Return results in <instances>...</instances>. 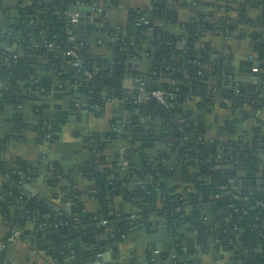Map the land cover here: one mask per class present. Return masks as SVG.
Here are the masks:
<instances>
[{"label": "trees", "instance_id": "obj_1", "mask_svg": "<svg viewBox=\"0 0 264 264\" xmlns=\"http://www.w3.org/2000/svg\"><path fill=\"white\" fill-rule=\"evenodd\" d=\"M93 1H19L12 17L4 10L7 17L0 31V42L4 43V46L0 44V84H3L0 107L10 103L17 109L31 93L50 90L55 77L62 84L59 89L70 97L88 94V102L99 103V106L116 99L128 114L116 117L123 123L121 133L91 132L83 136L90 156L79 166L80 175L89 182L84 191L77 189L70 172L60 162L52 161L46 165L43 178L50 196L36 193L30 196L32 192L27 186L37 179L41 160L32 162L19 158L12 168L1 162L0 215L9 227L1 241L17 225L21 236L29 232L35 235L38 248L50 257L51 264H90L96 253L108 247L116 248L122 241V233L138 230L130 229L138 221L143 223L144 232L163 224L170 241L161 252L163 261L153 260L148 264H201L197 246L202 251L207 250L209 234L208 225L200 220V209L203 204H210L221 210L227 220L220 231V243L230 253V259L236 263L246 260L244 264H264V177L256 183L255 174L253 177L247 174L253 160L264 153V120L257 121L251 137L247 138L245 133L236 135L237 123L250 115L244 109L245 104L254 103L264 110V72L254 85L239 86L238 93L232 86L224 89L222 94L230 100L235 114L220 126L222 132L229 135L225 140L207 138L203 133L204 120L185 106L194 96L199 97L196 102L199 110L208 104L204 64L214 58V71H219L226 62L227 55L214 47L206 44L195 47L204 34L229 37L240 31L241 24L261 23L262 37L256 41L255 32L252 38H255L258 58L264 60V17L250 18L246 9V5L257 6L261 0H237L236 17L227 15L231 9L229 4L215 7L225 12L222 16L209 11L197 12L179 22V32L167 28V24L175 20L169 7L172 0H156L150 13L147 12V20H138L140 11H132L130 21L135 23V30L107 27V34L116 38L111 43L115 55L108 63L96 62L85 50L84 35L94 34L92 26L71 23L66 16L72 4ZM98 29L103 30L102 26ZM147 32L152 38L148 39ZM146 37L147 46L141 47ZM75 43H81V69L89 72L88 81L71 65L72 57L65 54ZM144 53L150 61L144 88L149 96L141 103L135 100L136 92L124 91L121 74H114V69H122L126 59H140ZM40 59L45 63L38 62ZM241 65L264 71V61L254 65L252 60H244ZM40 69L44 74H40ZM157 87L173 94V98H167L171 107L150 95ZM103 95L108 100L103 99ZM221 104L227 103L222 99ZM35 107L42 109L39 104ZM76 109V103L70 106L68 102L66 107L54 110L48 119L34 124L38 140L43 141L45 134L50 133V142L55 141L61 126ZM9 121L14 133L3 141L21 138L19 132L28 125L19 111ZM118 135L128 137L131 146L108 159L104 150ZM149 149L154 151L149 152ZM246 155L250 160L246 161ZM123 160L127 161V167L121 170ZM232 164L244 166L247 175L238 178L236 170L229 168ZM26 176L31 177L30 183L19 186L18 181ZM175 176L180 177V185L172 182ZM83 194L97 200L95 212L84 211ZM114 196L130 204L131 211L140 209L134 211L135 221L129 212H111L110 202ZM67 203H71L69 211L65 209ZM177 207H181L180 210L177 211ZM99 218L108 219L107 228L113 225L116 231L113 236L105 231L106 227L98 226ZM28 224L32 225L31 229L27 228ZM69 255L74 256L73 261L68 260Z\"/></svg>", "mask_w": 264, "mask_h": 264}, {"label": "crops", "instance_id": "obj_2", "mask_svg": "<svg viewBox=\"0 0 264 264\" xmlns=\"http://www.w3.org/2000/svg\"><path fill=\"white\" fill-rule=\"evenodd\" d=\"M19 1L28 2V0H1L0 3V31L6 22V14L11 17L14 16V10L17 8ZM156 0H94L92 3H80L79 6H91L93 17H100L102 20L99 22H92L94 34L84 35L86 40L85 50L96 62L108 63L114 58L115 51L111 38L114 36L108 35L106 32L107 27L114 29H123L130 32L135 30L136 25L130 21V14L132 11L146 10L151 11ZM223 4H229L231 7L227 15L236 17V8L238 6L237 0H172L169 2V7L175 14L174 22L167 24V28L172 31L179 32L181 30L179 22L188 20L200 11L213 12L216 16H222L225 12L215 9V7ZM247 13L250 18L256 19L264 17V0H261L257 6L246 5ZM150 13V12H149ZM132 23V24H131ZM102 26L103 30L98 29ZM94 27V28H93ZM262 24H241L240 31L234 33L229 37H223L219 34L206 33L197 41L195 47L207 45L214 47L215 50L225 53L227 55L226 62L219 71H214L216 61L214 58L208 60L204 67L206 68V76L203 78L206 85V97L208 104L200 110L196 107V102L199 100L198 96H194L192 100L185 103V106L191 110L193 114H198L205 122L203 133L207 138L218 137L220 140H225L229 135L222 132L220 126L225 120H230L234 117V111L231 109L230 100L225 98L222 94L226 87H239L241 85H254L257 81H251L249 75L256 73L258 79L264 72L261 69L244 68L241 64L244 60H252L257 65L258 62L262 63L254 49L255 38H252V33H257L256 41L262 37ZM148 33V32H147ZM133 35V33H131ZM1 35V34H0ZM148 39L152 38L151 33L147 34ZM115 37V36H114ZM143 38L144 44L141 47H146L148 39ZM116 39V38H115ZM108 42V43H107ZM0 44L4 46L3 40ZM12 50V49H11ZM145 56L136 59H126L131 61V67L136 69L135 72H127L125 68L127 65L124 63L121 71L122 87L124 91L134 93L137 95L135 98L141 103H145L149 94L143 89L140 90L135 81L136 75L145 74L148 79L150 70V61ZM229 56V57H228ZM40 59L38 62H44ZM45 63V62H44ZM119 69V68H118ZM40 74H44L40 69ZM256 71V72H254ZM51 73L48 74V78ZM235 79H239L238 83ZM231 82L233 83L231 85ZM53 84V83H52ZM230 84V85H229ZM70 89L72 86L69 87ZM46 90L39 95L46 96ZM66 92V91H65ZM38 94L36 91L28 95L23 103L16 109L12 104L6 103L0 107V163L3 162L7 168L14 167L16 160L21 158L29 161L41 160V165L38 168L39 175L34 182H31L27 188L32 193H36L45 197L50 196V189L44 184V177L46 175V165L49 162L57 161L62 164L64 169L70 172V176L74 179L77 189L84 191V188L89 184L85 181L79 172V166L89 160V151L84 146L83 136L91 132H107L114 131L121 133L123 130V123L117 120L116 117L126 116L128 112L121 109L120 101L116 99L108 100L104 106H96L94 111L81 110L80 112L72 111L68 116L65 123L61 126L58 137L55 141L45 143L38 140V132L33 126L40 120L48 119L54 109V103H61L64 107L65 100H51L50 107L45 108L42 106V100L32 99L31 96ZM67 99L70 98L68 94ZM223 99L226 105L221 104ZM69 100V99H68ZM77 100L72 102L75 104ZM68 103V101H67ZM78 103V102H77ZM39 104L42 109H37L35 106ZM78 106V105H77ZM244 109L248 110L250 115L240 120L237 123L236 135L245 133L246 137H251L252 128L257 124L259 119L264 120V110L258 108L254 103L245 104ZM19 111L23 114L25 122L28 124L23 127L19 132L21 138H9L3 141V138L12 135L13 125L9 121L15 112ZM120 124V129H115ZM264 130V126L262 128ZM130 140L128 137L118 135L104 150V154L108 159H113L122 150L130 147ZM153 152L154 150H148ZM259 170L255 172L254 180L256 183L261 181L264 177V153L259 154V158L253 160V167L256 165ZM250 167L247 170L252 169ZM259 174V176L256 175ZM253 177V175H249ZM262 176V177H261ZM2 176L0 174V188L2 183ZM174 184H181L180 177L175 176L172 178ZM84 211L93 213L98 209V202L94 197L83 194L81 198ZM68 204V203H67ZM66 204V205H67ZM71 204V203H69ZM65 205V206H66ZM110 209L112 213L130 212L132 206L128 203L122 202L121 197L114 196L110 202ZM67 211V210H66ZM200 220L208 225L209 244L207 250H200L197 246L198 252H201V264H244L243 262L236 263L230 259V253L226 251L220 243L221 228L225 225L226 218L221 210L214 208L210 204H203L200 209ZM32 225L28 224L27 228L31 229ZM9 227L3 221L0 215V242L8 232ZM104 238H106L104 236ZM169 238L167 231L160 224L157 229L151 232H144L141 230L130 231L125 238L118 243L116 248L108 247L102 253V262L99 264H124L129 261H134L135 264H147L146 261L150 257L153 250L154 261L162 262L161 252L168 244ZM183 246V247H182ZM153 247V249H152ZM182 250L186 251L184 245L181 244ZM152 249V250H151ZM151 250V251H150ZM155 251V252H154ZM187 256V253H184ZM98 260V259H96ZM0 264H51L50 257L41 251L37 246L36 237L31 232L26 233L14 241L8 243L4 247L0 245ZM93 264V263H90Z\"/></svg>", "mask_w": 264, "mask_h": 264}, {"label": "built area", "instance_id": "obj_3", "mask_svg": "<svg viewBox=\"0 0 264 264\" xmlns=\"http://www.w3.org/2000/svg\"><path fill=\"white\" fill-rule=\"evenodd\" d=\"M72 5H74V4H72ZM66 16L68 17V20H69V22H71V23H74V24H76V23H79V22H81L80 20H79V15H78V13H72L71 11H70V9H69V11L67 12V14H66ZM138 20H142L141 18L140 19H138ZM111 41L112 42H114L115 41V37L113 36L112 38H111ZM80 49H81V43H75L72 47H70L66 52H65V54H68V55H70L71 57H72V61H71V65L73 66V67H75L76 68V70H77V72H80L82 75H85L84 77H83V80H85V81H88V78H90L89 76V72H87V71H84V72H82V64H83V60H82V58L80 57V55H79V51H80ZM15 57V56H14ZM53 85V84H52ZM51 85V86H52ZM61 83H58V84H56V87L58 88V90H61V89H59L60 87H61ZM0 87H3V84L1 83L0 84ZM138 88L140 89V90H143L145 87H144V82H139V85H138ZM235 91L238 93L239 92V89H238V87H235ZM150 95L152 96V97H154L159 103H161V104H163V105H165V106H169V107H171L172 106V104L171 103H168L167 102V98L168 97H171V98H173V94L172 93H170V92H168V91H166L165 89H163V88H161V87H157V88H154V89H152L151 91H150ZM102 98L103 99H105V96L103 95L102 96ZM124 99H127V97H125ZM105 100H108V99H105ZM135 100L136 101H138V99L137 98H135ZM78 102V101H77ZM76 102V104L77 105H79V102L77 103ZM50 140H51V134L50 133H46L45 134V136H44V138H43V141L45 142V143H49L50 142ZM126 167H127V161L126 160H123L122 161V163H121V166L119 167L121 170H124V169H126ZM31 180V177L30 176H26V177H22L19 181H18V185L19 186H25V185H27L28 183H30L29 181ZM96 190H92V192H95ZM34 193H31V195L30 196H32ZM234 197H237V195H234ZM180 208L181 207H177V211L178 210H180ZM139 208H136L134 211H136V212H139ZM134 211H130L129 213H130V218L131 219H134V221L136 220L135 219V212ZM153 218V217H152ZM152 221H154L155 219L153 218V219H151ZM108 224H109V221H108V219H106V218H99V220H98V226L99 227H106L105 228V231L107 232V233H109V235L110 236H113L114 234H115V229L114 228H112V226L113 225H109V227L107 228V226H108ZM38 228L39 229H41V224L40 225H38ZM133 228H137L138 230H141L142 231V229L144 228V225H143V223H138V221H135L134 223H133V226L132 227H130V229H133ZM133 231V230H132ZM21 233H22V231H21V228H20V226H17V225H15L14 227H12L11 228V230H10V232L8 233V235L6 236V238L3 240V241H1L0 242V245L2 246V247H4L5 245H7L8 243H10V242H12V241H14L15 239H17V238H19L20 236H21ZM126 233H122L121 235H120V238H125L126 237ZM155 252V251H154ZM103 253L102 252H98V253H96V258H95V260H92L90 263H93V264H99L100 262H98V260H96V259H98V257H99V255H102ZM172 257L173 258H175L176 257V253L175 252H173V254H172ZM73 259H74V256L73 255H69L68 256V260L69 261H73ZM154 260V255H153V250H152V252L150 253V257H149V259L146 261V263L148 264V261L150 262V261H153ZM76 264V263H75Z\"/></svg>", "mask_w": 264, "mask_h": 264}, {"label": "water", "instance_id": "obj_4", "mask_svg": "<svg viewBox=\"0 0 264 264\" xmlns=\"http://www.w3.org/2000/svg\"><path fill=\"white\" fill-rule=\"evenodd\" d=\"M70 11L72 13H78L79 15V20L81 22H83L86 26H89L92 24V22H99L101 21L102 19L100 17H93L92 15V11H91V6H79L77 4H74V5H71L69 7ZM148 11L146 10H141L140 13H141V16L140 18L142 20H147L148 19ZM126 62V63H125ZM124 63L127 65V67L125 68V71L127 72H135L136 69H133L131 67L132 63L131 61H124ZM254 64H256L254 62ZM256 72V71H254ZM114 74L116 75H119L121 74V71L120 69L118 68H115L114 69ZM250 77V80L249 82L251 81H257L258 80V77L256 75V73H252L251 75H249ZM135 81L137 83V85H139V82H144V87L146 86V82H147V76L145 74H139V75H136L135 77ZM240 80L239 79H235V82L238 83ZM52 83L53 85L51 86L50 90H48V92L46 93V96H41L38 94H35V95H32L31 98L32 99H40L42 100V106L45 107V108H48L50 107V101L51 100H62L64 99L65 100V104H64V107L67 106V101L69 102L70 106H73L74 103L72 102L73 100H77L79 102V105L77 106V109L75 110V112H80L81 110H90V111H94L95 110V107L96 106H99V103H96V102H91L89 103L88 102V94H74L72 95V97L68 98L67 99V92L65 91H62V90H58V88L56 87V84L60 83L59 81L56 80L55 77L52 78ZM233 83H231L232 85ZM155 99V98H154ZM52 107L54 109H61L62 107V104L61 103H54L52 105ZM121 128V125L118 124L116 126V130L117 129H120ZM246 161L250 160V156L249 155H246L245 157ZM259 163V161H256V165L254 166V168L250 169L248 171L249 175H253L255 174L256 171L259 170V166L257 165ZM260 164V163H259ZM230 169H235L236 170V175L238 178H241V177H245L247 174V170L245 169L244 166L242 165H236V164H232V165H229ZM65 209L67 211H69L70 209V204L68 203L66 206H65ZM102 255H99L98 257V262H102ZM244 263H247L246 260L243 261Z\"/></svg>", "mask_w": 264, "mask_h": 264}]
</instances>
